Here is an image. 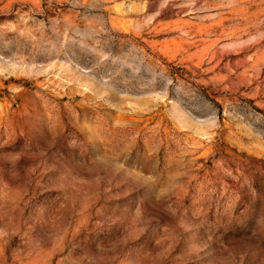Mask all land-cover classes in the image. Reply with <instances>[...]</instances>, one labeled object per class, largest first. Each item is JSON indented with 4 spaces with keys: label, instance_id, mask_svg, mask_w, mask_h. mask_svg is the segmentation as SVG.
<instances>
[{
    "label": "rangeland",
    "instance_id": "374dc122",
    "mask_svg": "<svg viewBox=\"0 0 264 264\" xmlns=\"http://www.w3.org/2000/svg\"><path fill=\"white\" fill-rule=\"evenodd\" d=\"M0 264H264V0H0Z\"/></svg>",
    "mask_w": 264,
    "mask_h": 264
}]
</instances>
